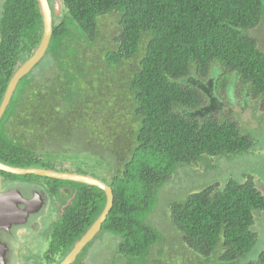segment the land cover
I'll return each mask as SVG.
<instances>
[{
  "label": "trees",
  "instance_id": "1",
  "mask_svg": "<svg viewBox=\"0 0 264 264\" xmlns=\"http://www.w3.org/2000/svg\"><path fill=\"white\" fill-rule=\"evenodd\" d=\"M61 1L45 57L19 82L0 122V162L69 171L81 158L97 157L94 164L113 169L114 205L103 230L120 237V259L149 264L153 246L162 242L152 217L170 203L162 190L169 192L176 168L252 148L238 124L222 116V94L234 104L238 87L244 101L254 97L264 106V51L251 35L264 22V0ZM104 32L111 46L98 49ZM42 34L37 0H5L0 104ZM87 48L98 52L88 55ZM73 138L88 149L71 157ZM73 184L78 200L59 231L66 248L106 203L102 190ZM173 193L178 198L168 221L191 253L185 259L219 253L221 264H241L256 242V216L264 213L255 182L230 179L220 189L206 181L199 192L179 187ZM79 200L88 205L83 212ZM248 264H264V251Z\"/></svg>",
  "mask_w": 264,
  "mask_h": 264
},
{
  "label": "rangeland",
  "instance_id": "2",
  "mask_svg": "<svg viewBox=\"0 0 264 264\" xmlns=\"http://www.w3.org/2000/svg\"><path fill=\"white\" fill-rule=\"evenodd\" d=\"M4 2L5 0H0V20ZM62 13L63 8L61 10ZM107 19L109 18L105 20ZM104 25L105 27L109 26V22H104ZM251 35L258 41L259 48L264 51V22L256 30L251 32ZM110 39L111 37L104 32L98 40L96 47L98 49L110 47L111 45L108 43ZM80 42L83 41L81 40ZM97 48L95 50L87 48V54H93V51L98 52ZM234 95L236 103L231 104L229 103L227 95L225 93L222 94V99L226 103L222 111V116L238 124L241 134L251 138L252 148L248 152L240 154L219 155L218 157L205 156L203 162L196 163L195 165L188 167L178 166L176 172L170 178L169 192L168 190H162V195L166 200L168 199V202L172 203L174 199L178 198L177 193L173 192L179 187L187 188V190L189 188L191 190H201L206 186V181L214 186L224 187L230 179L239 182L252 179L264 195V106L261 105V101L254 97H249L248 100L244 101L243 92L238 87ZM70 142H72L70 151L72 154L88 149L81 139L73 138ZM80 154V157H82V153ZM70 156L74 157L75 154H70ZM84 163L87 164L89 162L84 161ZM111 174L112 171L106 176L110 178ZM173 188L174 190H172ZM160 198L161 194H159L157 201ZM157 203L159 205L161 202ZM171 203H167V205L160 204L152 217L153 226L161 232L158 233L160 236L159 241L162 240V242L153 246L148 258L150 261L149 264H157V262L159 264H221L219 262V253H216L208 259L195 257L194 255H192V259H185L189 258L191 253H189L185 244L181 242L180 236L170 226L168 220L170 217L169 206ZM255 231L257 237L256 242L251 250L239 259L241 264L256 262L260 253L264 251V213L259 214L257 217ZM116 237L120 238L119 236L109 235L108 233H105L102 237L103 239L97 237L89 247H86V251L79 256L78 261L73 264L81 263V261L82 264H127L126 260L120 259L115 254L117 250L115 248L117 244ZM102 240L105 245L101 249L100 244ZM99 250L101 254H97Z\"/></svg>",
  "mask_w": 264,
  "mask_h": 264
},
{
  "label": "flooded vegetation",
  "instance_id": "3",
  "mask_svg": "<svg viewBox=\"0 0 264 264\" xmlns=\"http://www.w3.org/2000/svg\"><path fill=\"white\" fill-rule=\"evenodd\" d=\"M96 158L97 157L89 155V163L87 164L84 163L85 158L83 157L79 162L75 163L74 168H69V171H54L91 175L111 186L110 180L112 174L110 178L106 175H108L110 171L113 172V169H111L110 166H104L102 162L99 163L100 160L97 165L94 164L93 162ZM27 176L28 178L25 179L6 180L5 176L0 175V193H20L21 203L17 205V209L27 214L25 216L11 217L13 224L9 225L8 229H0V264H61L79 241H75L72 247L66 248L65 244L62 242L64 238L59 234L64 222L66 220L67 223L70 222V218L67 219V214L72 210L74 204L77 203L79 189L73 184L74 182L71 183V181H63V183L59 184L55 182L57 181L55 179H45L46 177L41 179V177L35 175H26V177ZM219 188L222 189L223 187L220 186ZM43 191L46 193V197L40 196V192ZM199 191L200 190H191L189 188V192L195 193ZM35 197L38 199L36 202H33ZM40 197L44 200L43 205L41 204L42 200ZM22 200L25 201L26 204H22ZM79 202L83 212L88 205L80 200ZM170 206L169 209L171 208ZM13 207L15 208L14 205ZM27 209L29 212L26 211ZM30 209L33 211L30 212ZM259 214H257L256 218ZM22 221L25 223H17ZM103 225L94 240L84 247L74 263L78 261L79 256L86 251V247H89L97 237L102 238L105 235L106 232L103 230ZM253 228V231L256 233L255 225ZM65 233L66 236H70L67 235L66 231ZM119 240L120 238H117V244ZM60 242H62V244L58 248L54 246L59 245ZM104 245L105 243L102 240L100 244L101 249ZM97 254H101L100 250ZM78 264H82V261Z\"/></svg>",
  "mask_w": 264,
  "mask_h": 264
},
{
  "label": "water",
  "instance_id": "4",
  "mask_svg": "<svg viewBox=\"0 0 264 264\" xmlns=\"http://www.w3.org/2000/svg\"><path fill=\"white\" fill-rule=\"evenodd\" d=\"M39 6V12L42 16V24H43V34L41 42L35 51V53L15 72L9 84L7 86L6 92L4 94L3 100L0 104V122L5 114L13 94L17 88L19 82L28 75L37 65L38 63L45 57L46 52L49 48L51 37L53 34V17L61 16V10L63 8V3L61 0H53V4L50 3L49 0H37ZM0 171L17 175V176H26V175H35L39 177H46L55 180L62 181H71L79 184H85L88 186L96 187L102 190L106 196V204L102 214L97 218L94 224L89 228V230L85 233V235L77 242L74 246L73 250L68 254V256L64 259L61 264H72L84 249L91 241L94 240L95 236L102 229V225L106 222L109 213L111 212L114 205V194L111 186L107 183L103 182L98 178H94L91 175H84L78 173H63L54 170H47L41 168H20L6 165L0 162ZM46 197V193L40 192V196ZM42 200V205L44 200ZM37 197H35L33 202L37 201ZM32 202V203H33ZM21 203L20 193L15 194L14 192L9 193H0V229L7 228L9 225H12L11 217L14 216H25L24 212L17 209V205ZM22 204H26L25 201L22 200ZM15 206V208L13 207ZM27 212L28 209L26 210ZM33 210L30 209V212ZM17 223H25L17 222Z\"/></svg>",
  "mask_w": 264,
  "mask_h": 264
}]
</instances>
